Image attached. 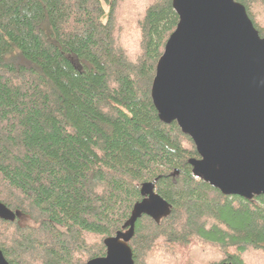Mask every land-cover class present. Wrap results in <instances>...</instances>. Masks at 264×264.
Wrapping results in <instances>:
<instances>
[{"label":"trees","instance_id":"obj_1","mask_svg":"<svg viewBox=\"0 0 264 264\" xmlns=\"http://www.w3.org/2000/svg\"><path fill=\"white\" fill-rule=\"evenodd\" d=\"M243 4L264 38V0ZM179 16L173 0H0V219L10 264L104 257L143 200L136 264H264V195L227 196L193 175V139L152 99ZM212 253V255H211Z\"/></svg>","mask_w":264,"mask_h":264},{"label":"water","instance_id":"obj_2","mask_svg":"<svg viewBox=\"0 0 264 264\" xmlns=\"http://www.w3.org/2000/svg\"><path fill=\"white\" fill-rule=\"evenodd\" d=\"M179 23L157 65L152 99L160 119L176 122L195 142L193 175L227 196L264 195V38L236 0H173ZM143 200L115 236L106 255L87 264H136L130 242L144 216L157 223L172 212L156 192ZM20 212L0 201V219ZM0 264H10L0 250ZM232 264V263H229Z\"/></svg>","mask_w":264,"mask_h":264},{"label":"rangeland","instance_id":"obj_3","mask_svg":"<svg viewBox=\"0 0 264 264\" xmlns=\"http://www.w3.org/2000/svg\"><path fill=\"white\" fill-rule=\"evenodd\" d=\"M264 26V25H263ZM211 255H212V253H211Z\"/></svg>","mask_w":264,"mask_h":264}]
</instances>
